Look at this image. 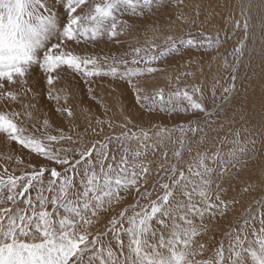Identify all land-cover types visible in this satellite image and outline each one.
Wrapping results in <instances>:
<instances>
[{"label": "snow or ice", "instance_id": "snow-or-ice-1", "mask_svg": "<svg viewBox=\"0 0 264 264\" xmlns=\"http://www.w3.org/2000/svg\"><path fill=\"white\" fill-rule=\"evenodd\" d=\"M0 142V264H264V0H0Z\"/></svg>", "mask_w": 264, "mask_h": 264}, {"label": "rangeland", "instance_id": "rangeland-1", "mask_svg": "<svg viewBox=\"0 0 264 264\" xmlns=\"http://www.w3.org/2000/svg\"><path fill=\"white\" fill-rule=\"evenodd\" d=\"M203 18V17H201ZM219 17H217L216 21L214 22L215 24H219ZM214 25H209L208 30L211 31L214 27ZM241 38V32L238 30L235 33L231 34L230 38V43L227 46L228 52L230 53L232 50V45L236 44L237 40ZM131 39V38H128ZM127 45H125V48ZM119 50V45H112V44H100L94 48V51L97 53H108L109 51L116 52ZM206 50L203 49H197L192 52V57L193 59H199L201 57L202 52ZM207 59V57H206ZM229 60H231V56H229ZM180 61L179 57H176L175 60L170 61V63H177ZM259 65V57L257 56L255 58V63L253 67L256 68L257 71H259L258 68ZM213 74H215V67H213ZM39 75V73H37ZM244 75V71H241V76ZM229 77L226 72L223 73V83H228ZM107 83V82H105ZM59 87H63L67 90H69L73 96L70 99L69 103L76 109L77 116L80 117L81 122H82V116H80V108L83 107L87 109L89 106H91V112L92 114H102L100 105L97 104L94 100H90L87 95V88L82 84H78L75 80H73L71 77H66L64 81L61 82ZM237 86L239 87V81L237 82ZM101 95H105L104 92H101ZM109 100L111 102L116 103L119 101L122 103L126 108H129L133 111V114L139 116V112L136 111V109L139 107L138 105L135 104V97L134 95L129 92L125 91L123 94V97H119L118 94H115L113 97H109ZM80 101H83L84 103L81 105ZM41 107V111L45 113H50L53 112L56 105L54 101H49L47 100L46 96L40 98L39 100ZM230 108L235 107V111L239 112L242 109L245 111L246 115H251L253 119V123H258L260 120V116L258 112L253 111L252 105L246 104L245 101V95L243 92V89H241V94L237 97L236 101H234L233 105L229 106ZM233 112H230L229 115H233ZM191 113H175V114H167L164 112L160 113H153L151 116L148 114L143 115V120L145 122H148L149 120H153L155 123L160 124V125H167L168 127H173L174 125L177 124H184L187 126L189 120L191 119ZM56 123L60 124L62 118L59 116V114H56ZM13 152V145L6 143V142H0V163H3V157L7 156L9 153ZM20 147L18 145L15 146V154L20 155ZM24 160H30L32 157L27 156L26 154L23 156ZM251 165V171L253 173L258 172V163L257 161H250L249 162ZM235 194V193H234ZM256 198H259L257 193H252L246 198V203H254V200ZM216 239H220L219 231L217 232Z\"/></svg>", "mask_w": 264, "mask_h": 264}]
</instances>
